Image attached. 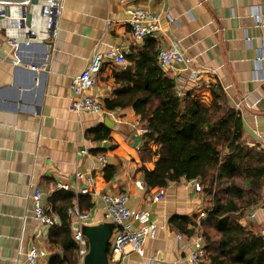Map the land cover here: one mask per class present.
<instances>
[{
  "label": "crops",
  "instance_id": "obj_1",
  "mask_svg": "<svg viewBox=\"0 0 264 264\" xmlns=\"http://www.w3.org/2000/svg\"><path fill=\"white\" fill-rule=\"evenodd\" d=\"M45 3L39 0L30 10L28 28L19 24V6L0 18V264H24L32 247L46 253L38 264H78L68 209L87 213L86 226L109 223L104 219L101 196L120 193L128 194V207L134 213L150 212L158 235L144 243L143 256L127 247V255L119 260L111 254L113 230L109 264H187L190 237L198 223L199 231L209 237L200 264H230L234 254L220 246L215 220L208 214L213 208L211 197L199 184L184 178L167 188L148 189L139 169H153L159 157L142 150L140 116L132 107L106 109L105 116L70 112L72 80L96 52L114 48L127 57L147 48L159 51L176 42L192 58L191 68L187 71L178 65L162 69L165 74L181 92L202 84H220L241 113L244 140L264 147V90L255 79L256 59L259 54L264 57V25L256 24L253 16L255 9L264 13V0H125L124 5L115 0H62L52 39L42 14ZM134 5L161 18L160 31L141 43L134 41L127 24L125 7ZM9 39L21 43L20 65L3 59ZM47 41L53 42L52 51ZM129 65L127 58L124 65L104 61L91 91L104 107L115 98V74ZM190 71L196 72L194 80ZM101 154L108 160L106 167L113 168L112 174L99 166ZM78 173L82 175L78 184L90 187V193L49 190L50 183L74 185ZM35 188L42 192L45 211L54 220L52 226L33 218ZM158 193L164 195L163 200H154ZM201 212L205 218H200ZM184 216L192 219L189 234L176 225L175 219ZM238 224L260 237L264 188L258 203L244 211ZM64 225H69L70 236L59 231Z\"/></svg>",
  "mask_w": 264,
  "mask_h": 264
},
{
  "label": "trees",
  "instance_id": "obj_2",
  "mask_svg": "<svg viewBox=\"0 0 264 264\" xmlns=\"http://www.w3.org/2000/svg\"><path fill=\"white\" fill-rule=\"evenodd\" d=\"M157 56L155 48H147L125 57L130 65L115 74V98L105 102L108 110L132 107L140 116L146 129L142 150L159 157L153 169H139L146 187L167 188L182 178L199 180L203 193L211 197L208 214L215 220L219 244L234 254L230 264H264L261 238L238 224L261 198L264 147L244 140L241 113L220 84L201 85L209 93L207 101L196 87L181 92L159 67ZM105 169L112 174L113 168ZM175 220L183 233H190V217ZM62 228L59 231L70 236L69 225Z\"/></svg>",
  "mask_w": 264,
  "mask_h": 264
},
{
  "label": "built area",
  "instance_id": "obj_3",
  "mask_svg": "<svg viewBox=\"0 0 264 264\" xmlns=\"http://www.w3.org/2000/svg\"><path fill=\"white\" fill-rule=\"evenodd\" d=\"M118 4L124 5L125 0H115ZM62 0H46L42 8V14L45 18V24L55 29L58 19L62 11ZM127 15V24L131 29V34L135 42H143L148 38L153 37L161 29V18L149 11L148 9L134 5L125 7ZM0 16L5 18V14L0 12ZM253 16L256 24L264 25V13L260 10H253ZM19 24L25 28L26 26V11L20 12ZM30 35L35 34L30 30ZM29 44V41L25 42ZM9 50L3 59H11L14 66L20 65L18 53L21 43L15 39L7 40ZM264 57L259 54L256 59V77L255 79L260 83L264 90V70H262V63ZM104 61L112 64L124 65L126 63L125 55L118 49L110 48L106 52H96L90 64L72 80L73 100L70 105V112L74 114H98L101 116L108 115L106 108L102 101L91 94L92 89L97 84L99 75L102 71ZM157 62L161 69L173 68L175 66H183L185 70H190L192 65V58L186 55L178 46L176 42H172L170 46L160 49L158 51ZM189 77L191 80L196 78V72L190 71ZM142 133L146 129H141ZM84 153H86L84 151ZM98 163L101 168H105L108 164L106 156H98ZM82 177L81 174H76L75 184H65L61 182L50 183L49 190H64L72 191L75 194H88L91 188L82 187L78 184V180ZM193 184H199V180H191ZM95 193V192H94ZM104 203V219L115 226L114 234L111 240V254L113 259H124L127 255L125 249L130 247L131 250L139 256L144 255V243L147 240H155L158 235L157 224L152 221L149 211L133 212L129 207V196L127 193L120 194H104L101 196ZM164 199L162 193H158L154 200L161 201ZM33 218L43 225L52 226L54 220L49 216L42 203V192L35 188L31 196ZM68 214L72 217L71 228L73 230V238L76 244L78 264H84V259L88 254L89 247L86 237L82 233V228L87 225L89 215L72 207L68 209ZM254 215H252L253 217ZM206 213L201 212L200 218H205ZM138 224V226L136 225ZM196 227V228H195ZM193 227L195 234L190 237L192 251L189 254L187 264H200L206 254V242L204 235L199 231L200 223ZM179 239L183 237L178 236ZM262 242V250L264 252V231L260 233ZM46 253L32 247L25 254L24 264H38L39 258L45 256Z\"/></svg>",
  "mask_w": 264,
  "mask_h": 264
},
{
  "label": "water",
  "instance_id": "obj_4",
  "mask_svg": "<svg viewBox=\"0 0 264 264\" xmlns=\"http://www.w3.org/2000/svg\"><path fill=\"white\" fill-rule=\"evenodd\" d=\"M39 0H0V8L2 13L7 16L10 8L13 6L21 7V11H26V26H30L33 7L37 5ZM31 13V14H30ZM3 18L4 17H1ZM54 29L51 27L50 39L53 38ZM50 51L53 49V42L47 41ZM108 122V121H107ZM106 122V124H108ZM115 226L110 223H103L97 226H84L82 233L88 240L89 251L84 259V264H109L108 253L110 247V238Z\"/></svg>",
  "mask_w": 264,
  "mask_h": 264
},
{
  "label": "rangeland",
  "instance_id": "obj_5",
  "mask_svg": "<svg viewBox=\"0 0 264 264\" xmlns=\"http://www.w3.org/2000/svg\"><path fill=\"white\" fill-rule=\"evenodd\" d=\"M197 89H201V86H199V87H196ZM205 93H206V90L205 89H201L200 91H199V95L204 99V100H206V99H208L209 98V96L207 95H205ZM207 101V100H206Z\"/></svg>",
  "mask_w": 264,
  "mask_h": 264
}]
</instances>
